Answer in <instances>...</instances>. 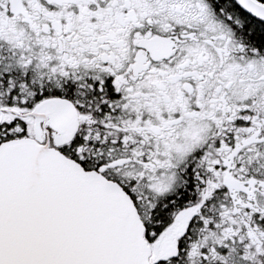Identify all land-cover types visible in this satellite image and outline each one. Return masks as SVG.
Returning <instances> with one entry per match:
<instances>
[{"label": "snow or ice", "instance_id": "1", "mask_svg": "<svg viewBox=\"0 0 264 264\" xmlns=\"http://www.w3.org/2000/svg\"><path fill=\"white\" fill-rule=\"evenodd\" d=\"M0 264H264V0H0Z\"/></svg>", "mask_w": 264, "mask_h": 264}]
</instances>
